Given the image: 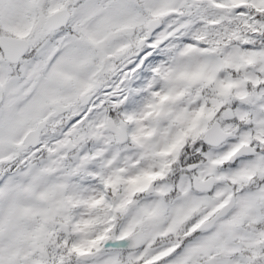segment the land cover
<instances>
[{"label":"snow or ice","instance_id":"snow-or-ice-1","mask_svg":"<svg viewBox=\"0 0 264 264\" xmlns=\"http://www.w3.org/2000/svg\"><path fill=\"white\" fill-rule=\"evenodd\" d=\"M0 264H264V0H0Z\"/></svg>","mask_w":264,"mask_h":264}]
</instances>
